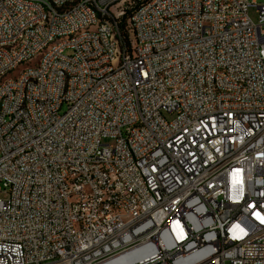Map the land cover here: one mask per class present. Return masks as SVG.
Segmentation results:
<instances>
[{"label":"built area","instance_id":"2783aa9c","mask_svg":"<svg viewBox=\"0 0 264 264\" xmlns=\"http://www.w3.org/2000/svg\"><path fill=\"white\" fill-rule=\"evenodd\" d=\"M252 4L0 0V74L83 27L0 85V264H264Z\"/></svg>","mask_w":264,"mask_h":264},{"label":"bare ground","instance_id":"6f19581e","mask_svg":"<svg viewBox=\"0 0 264 264\" xmlns=\"http://www.w3.org/2000/svg\"><path fill=\"white\" fill-rule=\"evenodd\" d=\"M173 19H181V12H173ZM83 34V27H74L71 32L58 33L57 36H51L44 46L39 48L38 52H32L31 58H25V56H17L8 65L3 68V73L0 74V85H7L9 77L3 80V77L11 72L17 65L30 61L33 57L39 55L37 62H41L47 56H51L57 46L66 42H71L72 39L79 38ZM89 34H96V27H89ZM7 50H15V43H7ZM112 63H119V55H112ZM36 70V64L32 67H28L23 71ZM20 77V74L17 76ZM17 77H10V80H17ZM1 115V106H0ZM90 164H93L94 169H102V159L97 157H90ZM81 186L84 189H91V180L88 178H81ZM131 215V208H119V217H127Z\"/></svg>","mask_w":264,"mask_h":264},{"label":"rangeland","instance_id":"374dc122","mask_svg":"<svg viewBox=\"0 0 264 264\" xmlns=\"http://www.w3.org/2000/svg\"><path fill=\"white\" fill-rule=\"evenodd\" d=\"M253 1L255 2V4H252L249 6L248 15H249L250 19L252 20V22L257 23L258 22V14H259L257 5H259L260 3H263L264 0H253ZM40 56H41V53L39 55L33 57L30 61H26V62H23V63L17 65L11 72H9L8 74H6L3 77V80H5L9 76L10 77H17L20 74V69H21V71H23L24 69H26L28 67L34 66L36 64V62L38 61Z\"/></svg>","mask_w":264,"mask_h":264}]
</instances>
